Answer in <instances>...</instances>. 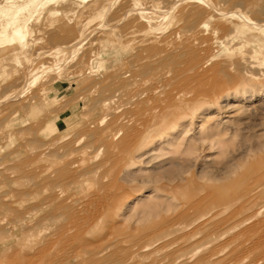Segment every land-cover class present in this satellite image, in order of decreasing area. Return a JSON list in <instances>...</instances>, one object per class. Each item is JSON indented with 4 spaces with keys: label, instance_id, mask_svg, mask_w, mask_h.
Here are the masks:
<instances>
[{
    "label": "rangeland",
    "instance_id": "rangeland-1",
    "mask_svg": "<svg viewBox=\"0 0 264 264\" xmlns=\"http://www.w3.org/2000/svg\"><path fill=\"white\" fill-rule=\"evenodd\" d=\"M41 1L24 43L0 39V264H264V0Z\"/></svg>",
    "mask_w": 264,
    "mask_h": 264
},
{
    "label": "bare ground",
    "instance_id": "bare-ground-1",
    "mask_svg": "<svg viewBox=\"0 0 264 264\" xmlns=\"http://www.w3.org/2000/svg\"><path fill=\"white\" fill-rule=\"evenodd\" d=\"M40 3H42V1L40 2V0H0V17L1 18H3L1 21H0V39L1 38H3V37H6L8 34L10 35V36H13L14 38H16V39H18V40H20V41H22L23 43L25 42V39H26V35H27V33H28V28H29V23H30V20H31V17H32V15H33V13L35 12V11H37L38 10V6L40 5ZM42 5H44V4H42ZM207 10H209V11H214V10H216V11H220V12H222V13H226L227 14V10H224L223 8H217L216 6H213V5H210V4H208V8H206ZM56 12H58V9L57 8H49L47 11H46V16L47 17H49V16H51V15H53V14H55ZM235 13V12H234ZM238 13V12H237ZM236 13V14H237ZM235 14V15H236ZM228 15H230V16H234L235 17V15H233L231 12L230 13H228ZM240 15V14H239ZM233 17V18H234ZM236 17L238 18V16L236 15ZM246 17H247V15H246ZM243 19H245V16L243 17ZM237 20V19H236ZM241 20H242V18H241ZM264 21V20H263ZM251 22H253V21H251ZM244 23V22H243ZM253 25H251L252 27H253V33L255 34V37H253L254 38V41H255V44H254V46L252 47L253 48V52L254 53H256V54H252V53H250L251 55L249 56V63L251 64V67H252V69L253 68H256L257 69V71H251L250 73H248L247 74V77H248V79L249 80H254V79H256V78H258V77H260V76H262V77H264V52H263V50L262 49H264V24H262V23H257V22H253L252 23ZM231 27V26H230ZM249 27V26H248ZM254 28H256L257 30H255ZM260 30H262V31H260ZM246 29H243V28H241L240 26H236V27H234V26H232L231 28H228L225 32H224V34H223V37L225 38V39H230V40H233V41H237V39L238 40H240L241 38L243 39V37H245L246 35ZM236 38V39H235ZM24 45H26V44H24ZM236 58H238V57H236ZM240 58V57H239ZM239 60V59H238ZM225 62V61H224ZM230 62H232V63H230ZM229 63L230 64H234L233 63V61H230ZM207 63V62H206ZM240 63V62H239ZM203 64V63H202ZM197 65H199V64H197ZM206 64H204V66H205ZM240 66V65H239ZM238 66V67H239ZM202 67H203V65H202ZM212 67V66H211ZM210 67V69H212ZM246 67V66H245ZM244 67V68H245ZM250 68V67H249ZM248 68V69H249ZM247 69V70H248ZM205 70V69H204ZM203 70V71H204ZM216 70V69H215ZM254 70V69H253ZM244 71V70H243ZM218 72V71H217ZM230 73V72H229ZM236 73V72H235ZM91 74V73H90ZM228 74V73H227ZM226 74V75H227ZM232 74H234V73H231V74H228L227 76H228V78H229V75L231 76ZM239 73H237V75H238ZM179 77V76H178ZM221 77V76H220ZM239 77V79H240V76H238ZM227 78V77H226ZM225 78V79H226ZM158 79V78H157ZM234 79H235V75H234ZM159 80V79H158ZM163 81V80H162ZM171 81V80H170ZM230 81H232V80H229V82ZM157 82H159V81H157ZM227 82H228V80H227ZM233 82V81H232ZM166 83H167V81H166ZM171 82H169L168 84H170ZM174 82H172V84H173ZM220 83L221 82H219V85H220ZM160 84H161V82H160ZM171 84V85H172ZM175 84V83H174ZM231 84V83H230ZM236 84V83H235ZM153 85H154V83H153ZM228 85H229V83H228ZM228 85H226V86H228ZM231 86V85H230ZM230 86H228V87H230ZM174 87H175V85H174ZM173 87V88H174ZM221 87V86H220ZM252 88H254V86H251ZM183 88V87H182ZM192 88V87H191ZM216 88H218V87H216ZM222 88V87H221ZM152 90V89H151ZM192 90V89H191ZM195 90V89H194ZM194 90H192L193 92H194ZM198 90V89H197ZM219 90V89H218ZM148 91V90H147ZM186 91V90H185ZM199 91V90H198ZM145 92V91H144ZM150 92V91H149ZM181 92V89H174V90H172V91H169L168 93H167V96H166V98L162 101L163 103H164V105H165V107H173V106H178V105H182V104H184V106H186L185 104H187V103H189V98L187 97V95H190L189 93L188 94H186L187 93V91H186V93L184 92V89H183V92H182V94L180 93ZM193 92H190V93H192L191 95H194L195 93H193ZM213 92V91H212ZM148 93V92H147ZM156 93V92H155ZM199 93V92H198ZM207 93V92H206ZM214 93V92H213ZM141 94V93H140ZM139 94V95H140ZM144 94V93H143ZM197 94V93H196ZM195 94V95H196ZM201 94H205V93H201ZM147 95V94H146ZM149 95V94H148ZM210 95V94H209ZM212 95V94H211ZM210 95V96H211ZM141 96V95H140ZM139 96V97H140ZM150 96V95H149ZM202 96V95H201ZM206 97V96H205ZM208 97V96H207ZM215 98V97H214ZM197 98L195 97V99L194 100H196ZM207 99V98H206ZM200 100H202V99H200ZM193 101V100H192ZM208 101H210L209 99H208ZM197 102V101H196ZM218 103V102H217ZM195 104V103H194ZM193 104V105H194ZM126 105V104H125ZM188 105V104H187ZM152 106V105H151ZM179 107H181V106H179ZM174 108V107H173ZM158 109V108H157ZM157 109H154V111H156ZM168 109V108H167ZM175 109V108H174ZM178 109V108H177ZM177 109H175V110H177ZM149 110H151V109H149ZM172 110V109H171ZM147 111V110H146ZM151 112H153V110L151 111ZM165 112H167V111H165ZM170 112V111H169ZM150 113V112H149ZM154 113V112H153ZM152 113V114H153ZM151 114V113H150ZM149 114V115H150ZM172 114V113H171ZM152 117V116H151ZM172 117H170V115L168 114V113H165V114H162V119L165 121V120H168V119H171ZM182 119V116L180 115H177L176 116V123H179L180 122V120ZM106 120V119H105ZM148 121H150V120H148ZM172 123L173 122H170V123H168L169 124V126L170 125H172ZM146 124V123H145ZM146 126V125H145ZM144 126V129L146 128ZM142 128H143V126H142ZM142 132H143V130H142ZM140 137V136H139ZM138 137V138H139ZM132 140V139H131ZM131 143H132V141H131ZM130 144V140H127L126 141V146L127 145H129ZM122 145V144H121ZM135 146V145H134ZM137 146V145H136ZM138 147V146H137ZM129 150V149H128ZM132 151H134V150H132ZM131 151V152H132ZM122 152H124V153H126V150L124 149ZM133 155V154H132ZM127 156H128V154H127ZM123 157V156H122ZM125 157V156H124ZM124 157H123V159H124ZM131 158V157H130ZM121 159V158H120ZM127 159V157L125 158V160ZM184 159V158H183ZM125 160H124V162H125ZM129 160V159H128ZM127 160V161H128ZM187 161H188V159H187ZM157 162V161H156ZM131 163V162H130ZM124 166V165H123ZM175 166H177V164L175 163V162H171L170 163V166L169 167H161V168H158V169H156L154 172H155V174L157 175V178H150V179H148L147 181V184H150L151 186H158L159 188H166V186L168 185V184H163V183H165V182H163V180L164 179H167V181L170 183V182H173V181H175L176 180V178L175 177H168V178H166L165 176H166V174L168 173H171V169L172 168H174ZM123 169V168H122ZM121 169V170H122ZM227 169L225 170V172L227 173ZM216 172V171H215ZM120 175V174H119ZM159 175V176H158ZM132 179V178H131ZM182 179H184V178H181V180ZM160 182H163V183H160ZM177 182V181H176ZM179 183H181V182H179ZM176 184L177 183H175L174 185H172V186H176ZM181 185V184H180ZM179 186V185H178ZM169 188L168 189H170L171 188V186H168ZM174 187H172V191L174 190L173 189ZM181 188V187H180ZM175 189H176V187H175ZM178 189V188H177ZM209 189V188H208ZM161 190V189H160ZM159 190V191H160ZM163 191H165V190H163ZM171 191V192H172ZM253 191V190H252ZM251 192V191H250ZM249 192V193H250ZM65 193V192H64ZM113 193V192H112ZM111 193V194H112ZM114 194V193H113ZM248 194V192H246L245 194H243L242 193V196L244 195V197H246V195ZM102 196V195H101ZM104 196V195H103ZM107 196V195H106ZM206 196V195H205ZM208 196V195H207ZM102 198H104V197H102ZM116 198H118V197H116ZM122 198H123V196H122ZM121 197L119 198V200L117 201V202H121V201H123V199H122ZM126 198V197H125ZM121 199V200H120ZM149 199V198H148ZM227 199V198H226ZM107 201V200H106ZM226 201V200H225ZM244 201H246V199L244 198ZM114 203H112L111 205H113V204H115L116 203V201H113ZM77 203V202H76ZM105 203V202H104ZM110 205V206H111ZM116 205V204H115ZM80 206V205H79ZM98 206V205H97ZM96 207V206H95ZM99 207V206H98ZM245 207V206H244ZM101 208V207H100ZM103 208V207H102ZM264 208V207H263ZM102 210V209H101ZM193 210V209H192ZM262 210V209H261ZM208 211V209L206 210V212H205V214L206 213H209V212H207ZM258 212H259V210H257ZM102 212V211H101ZM212 212V211H211ZM238 212V211H237ZM260 213V212H259ZM210 214V213H209ZM207 215V214H206ZM69 216V215H68ZM68 216L67 217H65V218H68ZM59 217V216H58ZM87 217V216H86ZM52 218H54V217H52ZM56 218V217H55ZM60 218V217H59ZM64 218V217H63ZM92 218V217H91ZM90 218V219H91ZM204 218H205V216H204ZM70 219V218H69ZM242 219H244V218H242ZM53 220V219H52ZM68 220V219H67ZM77 220V219H76ZM58 221H60V220H58ZM87 221H89V220H87ZM87 221H85V223L87 222ZM183 221V220H182ZM198 222V221H197ZM223 222V221H222ZM71 223H73V222H71ZM70 223V224H71ZM99 223L100 222H98V224L97 223H95V224H97V225H99ZM181 223V222H180ZM187 224V223H186ZM186 224H183V225H186ZM68 225H69V223H68ZM74 225V224H73ZM198 225V224H197ZM235 225V224H234ZM239 225V224H238ZM199 226H201V225H199ZM47 227V226H46ZM96 227V226H95ZM180 227H181V224H180ZM189 227H191V226H189ZM73 228H75V226H70V227H66L63 231H57V234L56 233H54L55 235H56V239H54L55 240V243H57L58 241H63L65 238H67V241H69V240H72L73 238H78V240L79 241H81V236L79 235V234H77V233H75L74 231V233L73 234H71V235H69L68 233L70 232V231H72L73 230ZM230 228V227H229ZM90 229V228H89ZM201 229H203V228H201ZM216 229H218L219 230V228H215V230ZM61 230V229H60ZM204 230H205V228H204ZM248 230H250V229H248ZM247 230V231H248ZM46 231V230H45ZM44 231V232H45ZM84 231V230H83ZM222 231V230H221ZM56 232V231H55ZM214 232V231H213ZM216 232V231H215ZM245 232V231H244ZM241 233V235L243 234V235H245V233ZM249 232V231H248ZM42 233V232H41ZM80 233H83V232H80ZM210 233V232H209ZM225 234V233H224ZM224 234H223V236H224ZM240 233H238L237 235H239ZM250 234V233H249ZM54 235V236H55ZM216 235V234H215ZM218 235V234H217ZM226 235V234H225ZM221 237V236H220ZM241 237V236H240ZM48 238V237H47ZM241 238H243V236L241 237ZM75 239V240H76ZM74 240V239H73ZM75 240H74V242H75ZM84 240V239H83ZM82 240V241H83ZM92 240V239H91ZM237 240V239H236ZM77 241V240H76ZM100 241V240H99ZM154 241V240H153ZM178 241V240H177ZM260 241V240H259ZM43 242V241H42ZM84 242V241H83ZM98 242V241H97ZM119 242H120V240H119ZM76 243V242H75ZM79 243V242H78ZM81 243V242H80ZM150 243V242H149ZM176 243V242H175ZM174 243V244H175ZM178 243V242H177ZM199 243H200V241H199ZM212 243V242H211ZM72 244V243H71ZM91 244H93V243H91ZM94 244H95V242H94ZM111 244V243H110ZM154 244V243H153ZM195 244V243H194ZM113 245V244H112ZM115 245V244H114ZM209 245H211V244H209ZM227 245V244H226ZM141 246V245H140ZM170 246H173V245H170ZM208 246V245H207ZM220 246V245H219ZM65 247H66V251H67V253H66V255H65V258H67V259H69V257H70V251H69V249L71 248L72 249V245H70V242L68 243V244H66L65 245ZM82 247V244L81 245H79L78 246V248H81ZM148 247H151V246H148ZM204 247V246H203ZM203 247H200V248H202V249H204ZM223 247V246H222ZM225 247V246H224ZM223 247V249H227V246H226V248H224ZM165 248H168V245H167V247L166 246H164V249ZM188 248V247H187ZM65 249V248H64ZM88 249V248H87ZM102 249V248H101ZM144 249H146V247L144 248ZM160 249V248H159ZM189 249V248H188ZM211 249V248H210ZM53 250H55V249H53ZM60 250V249H59ZM76 250V249H75ZM82 250H84L83 248H82ZM81 250V251H82ZM90 250V249H89ZM100 250V249H99ZM149 250V249H148ZM160 250H163V247H162V249H160ZM196 250H198V249H196ZM259 250V249H258ZM94 251V250H93ZM256 251H257V249H256ZM89 252V251H88ZM104 252V251H103ZM103 252L101 253L100 252V254H103ZM162 251H160V253H161ZM183 252V251H182ZM199 252V251H198ZM221 252L222 251H220V254H221ZM254 252V251H253ZM83 253V252H82ZM97 253H99L98 251H97ZM138 253V252H137ZM158 253V252H157ZM193 253V252H192ZM191 253V254H192ZM223 253V252H222ZM96 254V253H95ZM139 254V253H138ZM194 254H196L195 253V251H194ZM256 255V254H255ZM193 256H195V255H192V257ZM201 256V255H200ZM161 257V256H160ZM171 257V256H170ZM170 257H168V258H170ZM209 256L207 255V254H205L203 257L201 256V259H200V261L202 262V260L203 261H205V259L206 258H208ZM258 257V256H257ZM167 258V259H168ZM190 259V258H189ZM192 259V258H191ZM212 259V258H211ZM207 260H209V259H207ZM64 261V260H63ZM68 260H66L65 262H67ZM71 261V260H70ZM216 261V260H215ZM261 261V260H260ZM157 262V261H156ZM155 262V263H156ZM186 262V261H185ZM207 262V261H206ZM181 263H184V262H181ZM204 263V262H203Z\"/></svg>",
    "mask_w": 264,
    "mask_h": 264
}]
</instances>
